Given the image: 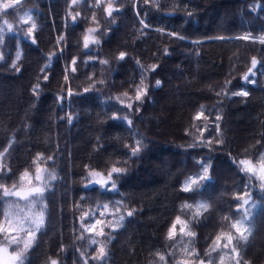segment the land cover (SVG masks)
I'll return each mask as SVG.
<instances>
[{
	"label": "trees",
	"instance_id": "16d2710c",
	"mask_svg": "<svg viewBox=\"0 0 264 264\" xmlns=\"http://www.w3.org/2000/svg\"><path fill=\"white\" fill-rule=\"evenodd\" d=\"M89 29L99 43L85 48ZM261 40L264 0H20L0 8V184L47 186L34 206L0 193L5 227L44 212L25 264H220L222 255L234 264L230 249H210L217 235H238L231 225L246 211L254 228L241 242V264H264V189L239 163L260 164L264 154ZM137 88H147L141 101ZM112 166L126 169L113 176L115 190L92 182L91 172L106 178ZM192 180L199 187L183 191ZM9 204L17 207L6 217ZM178 216L194 237L177 224L167 238ZM97 219L103 224L88 232Z\"/></svg>",
	"mask_w": 264,
	"mask_h": 264
},
{
	"label": "snow or ice",
	"instance_id": "6c2138e0",
	"mask_svg": "<svg viewBox=\"0 0 264 264\" xmlns=\"http://www.w3.org/2000/svg\"><path fill=\"white\" fill-rule=\"evenodd\" d=\"M20 2V0H10V2H4L2 4H0V8L4 9V10H8L13 8L14 5L18 4ZM73 3H76V0H73ZM108 15L111 17L113 14V7L111 4L108 5L107 9H106ZM116 11H119L118 9ZM76 17H73V22H75ZM12 25L9 24L8 28L11 29ZM36 25L33 23L32 27L29 29V32H31L33 29H35ZM95 31L94 29H89V32ZM171 35H175L174 33ZM243 39L247 40L249 39V37L245 36L243 37ZM84 41H85V48H87L89 46V37L85 36L84 37ZM262 43H264V40H261ZM92 43H99V41L97 40H92ZM126 54L124 52L120 53L119 59L123 60L125 58ZM2 58V57H0ZM103 63H107V61H103ZM73 64H75V60L73 61ZM252 64L253 67L256 66L257 61L255 58L252 59ZM155 65L152 66V70H155ZM73 71H75V68H73ZM252 70L249 69V72H251ZM244 79L246 81H248V76H245ZM251 82V81H249ZM161 84L160 81H156V86H159ZM85 92L89 91V89H85ZM147 94V88H137L136 89V95H135V100L136 101H141L142 98ZM233 95H243V96H247L248 92L247 91H242L239 93H234ZM120 103L123 105L124 101H120ZM126 108L131 109L132 105L131 104H127L125 105ZM203 107V106H202ZM204 115L203 111L198 112L196 115V119H200L202 116ZM114 119H117L118 117H113ZM126 119V117L124 118ZM205 119H207L205 117ZM217 119H219V117H217ZM128 123L130 124L131 121H128ZM219 142V141H218ZM140 141H137V146L133 147L131 149V154L132 155H136L139 151H140ZM209 144L211 143V141L208 142ZM39 158V157H38ZM48 159H51V157H48ZM201 163V167L203 168V175L200 177V181H205L210 179V176L208 175V168L204 167L203 161L200 162ZM239 163L245 167L241 168L242 172H246L249 173L251 175H256L257 174V169L256 167L252 164L251 160H241L239 161ZM87 167V166H86ZM45 171L44 169H41L39 166H37L36 168V175H35V180L37 182L42 181L43 177L41 175V173ZM126 171V169H122L116 166H112L111 170L107 173V177L106 178H101L99 180H95L92 181L98 185H100L101 187L105 188V190H107L108 185L110 184V187L112 190H115L117 188V184L115 182V180H113V176H116V179H119L120 175L123 174ZM91 176L95 177L97 175H102L100 173H96L95 171L90 173ZM30 174L25 171L22 176H21V180H24L26 178H29ZM50 179H55L56 177L52 174H49ZM259 179L262 181V183L260 184L261 189H264V154H261V161H260V166H259ZM29 184L32 183L31 179H28ZM193 185H196L197 187H199V182L192 180L190 182H188L185 187L183 188V191H193ZM47 186H36V187H32L29 188L28 190H24L23 188H17V186L14 184L12 186V189H16V190H12L9 189L7 186L0 184V193H2L3 197H17L19 200H25L30 206H34L35 201L37 199L42 200L44 197V192L46 190ZM85 187H87V185H85ZM245 196H247L248 194L245 193ZM250 199V197H249ZM249 199H245L244 200V204H248ZM17 206L15 204H9V211L7 213H5V216H11L13 210L16 208ZM105 209L108 208V205L105 204L103 206ZM184 207H191L190 205H185ZM200 207L204 208L205 210H207V205L201 204ZM242 207V205L240 206ZM253 207H255V204H253ZM22 211V210H21ZM199 211H197L196 215L199 216ZM88 213H85V216H87ZM127 215L130 217L133 215V212H128ZM124 217L121 216L120 217V225H122V222L124 221ZM8 227H5L3 224H0V234H3V239H0V264H25V260H26V254L28 252V250L33 246V243L35 242L36 239V231H39L43 226H44V212L41 211L39 214L33 216H25L23 218H20L19 216L17 217L16 220V226H12V220H8ZM28 224L29 227L25 228V224ZM244 223H248L253 225V227H249L247 229L243 228L241 225H243ZM103 221L97 219L95 220V223H93L90 227L87 228L88 232H95L97 225H102ZM177 224H181L182 226L180 227L179 231L182 235H186L188 237H194L196 234L194 232L191 231H186V222L181 221V218L178 216L176 217L175 222L172 224L171 228L168 231L167 234V238L169 240H172L176 235V226ZM120 225H111V227L113 228V230H115L118 226ZM32 226L35 227L36 231L32 230ZM231 227L235 230V232L238 234L237 236H233V234L231 232L228 233H221L220 235H217L215 238V241L213 243V246L210 249L211 251H217V250H221V249H230V258L234 261V264H241V251H240V245L241 242H247L248 240V236L245 235L246 232H248L249 234L253 231L254 228V218L251 215L250 211H246L244 216L242 217V219L240 221L234 222L232 223ZM21 233H26V236L21 237ZM97 235L100 236H104L105 233L103 231V229L101 228V230L97 233ZM236 241V243L234 244L233 241ZM222 241H226L223 244L221 243ZM92 244H96L97 241L96 240H92L91 241ZM23 245L22 247H20V245ZM16 246V248L18 250H13V251H9V248L11 246ZM185 251H187V249H185ZM194 253H189V255H193ZM83 255V253H82ZM159 255V254H158ZM206 256L210 257V253H206ZM106 256V251H105V247L103 245H101L98 249V254L97 256L93 257L94 259L98 260V261H102L104 259V257ZM165 257L164 256H160V260H164ZM224 256L222 255L220 257V264H224ZM50 264H58V261L55 259H52L50 261ZM182 264H188L187 261L182 262ZM200 264H205L204 260H200ZM209 264H211V259H209ZM244 264H247V262H244Z\"/></svg>",
	"mask_w": 264,
	"mask_h": 264
},
{
	"label": "rangeland",
	"instance_id": "374dc122",
	"mask_svg": "<svg viewBox=\"0 0 264 264\" xmlns=\"http://www.w3.org/2000/svg\"><path fill=\"white\" fill-rule=\"evenodd\" d=\"M86 36L89 37V40H92V39H93V36H92V33H91V32H88V33L86 34ZM164 120H166V118H165ZM252 164H253V163H252ZM253 165H254V166L256 167V169H257V174H256V176L259 177V166H260V164H253ZM243 167H245V166H243ZM101 178H105V177H103L102 175H97L96 180H99V179H101ZM36 186H41V185H39V184H35V185H31V186H27V187H21V188H23L24 190H28L29 188L36 187Z\"/></svg>",
	"mask_w": 264,
	"mask_h": 264
}]
</instances>
